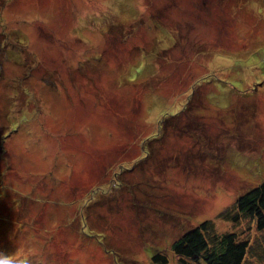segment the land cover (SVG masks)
I'll use <instances>...</instances> for the list:
<instances>
[{"label": "rangeland", "instance_id": "rangeland-1", "mask_svg": "<svg viewBox=\"0 0 264 264\" xmlns=\"http://www.w3.org/2000/svg\"><path fill=\"white\" fill-rule=\"evenodd\" d=\"M2 139L0 264H179L203 222L264 264L219 220L264 183V0H0Z\"/></svg>", "mask_w": 264, "mask_h": 264}, {"label": "trees", "instance_id": "trees-1", "mask_svg": "<svg viewBox=\"0 0 264 264\" xmlns=\"http://www.w3.org/2000/svg\"><path fill=\"white\" fill-rule=\"evenodd\" d=\"M8 121L7 119L4 130L13 134L14 132L8 128L10 125ZM8 138L4 136V140ZM4 140L0 142V150L3 149ZM235 203V207L225 211L219 220L233 222L234 225L242 221L250 222L258 231L264 232V183L251 189ZM217 229V224L203 222L180 237L172 247L177 262L179 264H245L250 249L249 244L234 232L221 234ZM154 262L170 264L169 260L160 254L154 258Z\"/></svg>", "mask_w": 264, "mask_h": 264}]
</instances>
